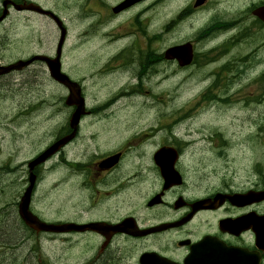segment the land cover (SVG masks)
<instances>
[{
  "label": "flooded vegetation",
  "instance_id": "af4514ba",
  "mask_svg": "<svg viewBox=\"0 0 264 264\" xmlns=\"http://www.w3.org/2000/svg\"><path fill=\"white\" fill-rule=\"evenodd\" d=\"M83 1L65 0V6L75 7L80 21L96 20V25L86 28V34L92 29L98 31L97 39L104 53L100 51L105 56L101 64L103 68L133 69L135 66L153 64L149 46L153 22H160L163 35V48L160 51L162 65L169 63L180 70L197 69L211 63L218 65V61L228 55V46L222 45L228 39L220 40L219 45L214 42L217 37L225 39L228 36V0H132V3L130 0ZM30 2L42 5L63 19L67 38L62 50V70L68 72V69H77L74 67L76 55L67 47L70 27L60 14L63 9H60L56 0H23L22 4L25 6ZM35 15L29 10L19 11V17L23 20L29 21L28 16ZM40 15L51 21L55 33L59 32L60 36L55 21L47 15ZM232 23L230 29L233 31L235 24L243 23V19L238 16ZM40 31L38 27V30L24 31V35L37 38L40 37ZM187 42L194 44L192 61L181 65L177 59L168 56V51L171 47ZM204 42L211 44L206 46ZM48 54L56 56V51ZM32 55L22 58L29 59ZM82 60L89 65L87 51ZM27 70L38 74L39 71L48 73L44 62L35 61L19 73L1 75L0 87H8L10 76L23 75ZM111 76L112 73H109L107 80L106 74L102 75V81L113 83ZM49 82L52 96H55V87L63 91L67 89L51 78ZM130 82L125 83V86L134 85ZM107 86L100 85L99 91L102 94L107 92ZM86 92L84 87L85 97ZM223 100L227 104L228 95ZM111 103L117 102H107L103 108L109 111ZM70 109L72 116L76 106ZM118 111L116 108L111 112H116L118 116ZM87 112L82 117L79 130H71L70 126H66L62 130H50V136H45L48 130H23L20 134L22 139L14 141L20 148L24 145L32 147L36 157L40 158L44 156V151L65 141L55 154L35 166L33 171L28 167L29 159L23 160L17 182L4 184L2 188L0 185V224L5 231L16 230L25 241L33 243L30 253L36 251L44 237L51 245L58 243L61 254L66 252V240L71 247L83 246L80 256L76 258L80 259L84 255L83 264H116L118 253L126 254L121 257L125 258L127 264H140L139 259L133 263V247L144 244L156 245L158 249H148L141 255L154 252L182 262L190 253L192 244L212 235L226 240L230 245H251L253 250L263 254V250L255 243L253 231L247 230L236 235L229 233L228 227H237L241 223L240 218L248 215L250 224L256 227L260 217H264V196L258 199L253 195L254 191H249L250 188L264 189V175L258 188L254 184L245 190L228 188L221 173L212 169L214 163L208 164L209 160L205 158L207 149L202 146L212 148L210 140L214 139L228 142V134L233 137L241 134L240 131L227 133L226 130H206V133L198 134L199 130H82V123L95 114V110L89 106ZM260 131L263 130L260 128ZM243 139L247 140L246 134ZM81 142L90 148H78ZM100 144L102 147L93 149ZM256 146L259 147V139ZM252 161L258 163L263 160ZM7 162L13 163V159L7 158ZM203 165L210 166V170L204 172ZM165 170L170 171L169 176L165 175ZM133 175L135 179L138 176L145 177L146 182L143 185L140 183L138 188L122 190L123 185H134L133 182H126ZM240 191L250 193L253 202L245 204L239 199L233 202L228 199L212 208H195L202 198L214 197L218 193H223V196L243 194ZM26 201H29L32 214L51 225L52 228H47L53 231H36L26 223L20 213ZM221 220L226 222L224 227L220 225ZM93 222H105V229L98 226L87 229L80 227L82 230L77 227V224ZM178 222L182 223L162 227ZM260 226H264L262 221ZM12 235L9 233L7 236ZM228 235L231 241H228ZM260 240L264 242V233ZM24 243L13 252V255L17 254L23 260L26 254L20 249ZM219 251L223 250L220 248ZM30 253L27 256H31ZM67 261L73 264L69 248Z\"/></svg>",
  "mask_w": 264,
  "mask_h": 264
},
{
  "label": "rangeland",
  "instance_id": "374dc122",
  "mask_svg": "<svg viewBox=\"0 0 264 264\" xmlns=\"http://www.w3.org/2000/svg\"><path fill=\"white\" fill-rule=\"evenodd\" d=\"M0 0V6H1ZM85 1V0H84ZM83 1V3H84ZM60 5V14L67 20L70 27V36L67 47L76 55V63L74 67L78 69V73L74 74L76 77L81 78L83 72L86 75L90 73L92 68L88 69L85 61L82 60L86 51H94L95 54L90 56L89 63L100 64L103 60V54L99 52L103 50L98 47L99 37L98 31L86 34V28L91 25H96V20L93 21H80L77 19L78 12L75 7L66 8L65 0H56ZM252 0H228V15L233 17L238 15V9H243L241 15L244 17L242 27L237 28L232 33H228V37L235 34L239 30L247 31L242 36L236 38L231 46L235 45V41L239 39L236 46L239 51V56H243L246 52L255 51L260 56L264 57V29L258 27L253 23L255 17L252 11L249 12L250 5L253 4ZM95 6V5H94ZM30 20L24 22L20 19L16 10H14L11 18L4 24H0V62L10 63L16 61L18 58L25 56L34 51L53 52L58 40V33H55V26L49 19L40 16H28ZM234 18V17H233ZM160 22H153L154 32L160 30ZM28 24L29 30L32 28L40 27V37L31 38L26 37L22 33V26ZM155 33H154V41ZM158 46L161 47L162 43L158 38ZM104 53V52H103ZM228 68V82L231 75L236 71L238 74L237 63L230 61ZM264 59L261 63L254 64L253 67L247 66L245 68L246 74L241 81L232 82L226 88L219 87L218 89H211L212 79L207 77L209 73L202 71L204 68L180 70L174 68L171 64L153 67L151 70L141 72L138 68H134L128 82L132 81L135 85L132 88H125V93H131V98L120 105H116L120 111L118 116L116 112H111L105 115L104 113H97L93 117L85 120L82 130H127V122L133 120L132 124H139L145 130H199L198 134L206 133V130H238L242 134H247V140L243 144L232 143L230 147L227 141H223L224 146L213 150L208 145H202L207 149L205 158L209 163L222 161L225 158L233 160L234 154H239L244 162H251L252 160H264L263 153L259 152L257 139L252 134V127L258 126L259 147H263L264 143V126L258 125L260 122L264 123V81L258 82L257 80L251 82V77L257 73H264ZM149 65L148 68H151ZM159 68V71H158ZM251 68L255 71H249ZM110 70H104L106 77ZM71 73V70H69ZM71 73V74H72ZM136 73V74H134ZM115 74V73H114ZM28 75V76H27ZM148 76V78H145ZM14 77V76H11ZM7 82L8 87H0V131L5 135L3 137L4 144L7 148L18 149L14 141L22 139L20 136L23 130H48L45 136H50V130H62L64 126L68 125L71 109L65 104L66 93L59 87L54 88L55 96L51 95L52 87L50 86L49 77H46L47 82H39L43 78V72L39 74L34 71H27L23 75H15ZM94 79L90 83H86L88 92V101L91 105L97 104L103 94L100 92V85H109L108 81H102L99 76H93ZM37 78V82H32ZM131 78V79H130ZM24 79V81H23ZM121 81L120 75H117L111 85H118ZM40 84V89L46 90L45 92L32 93L28 89L33 84ZM11 86V89L9 88ZM16 88V89H15ZM99 89V90H98ZM228 95V103L222 98ZM46 97L50 102L51 99H56L53 106L46 107L40 111L27 113L29 109V101L36 100L35 98ZM261 97L262 101L259 100ZM258 99V100H257ZM257 100V101H256ZM228 105V107H227ZM115 108V107H114ZM116 108L114 110H116ZM188 112V113H187ZM18 114V115H17ZM105 115V116H104ZM258 118L260 122H258ZM88 121V124H87ZM243 123L244 126H241ZM260 128L263 131H260ZM1 135V134H0ZM243 136L241 134L233 136V140H237ZM35 138V136H34ZM78 148H90L84 142L77 145ZM102 147V144L95 146L93 149ZM107 147V146H106ZM253 149V152L251 151ZM35 153L32 147L24 145L21 147L19 160L23 161L24 158L31 156ZM2 156H0V181L4 184L10 182H17L18 176L22 170L16 169L12 173H7L3 169ZM22 174H24L22 172ZM21 174V175H22ZM11 175V178L6 176ZM13 176V177H12ZM260 178H262L260 176ZM255 180V179H254ZM262 179H258L260 182ZM256 181V180H255ZM141 178H136V185L139 186ZM252 183L250 181L244 184L233 183L234 187H246ZM212 192H215L213 190ZM115 220V219H112ZM8 232L0 229V264H48L49 260V245L40 244L36 251V257L33 260H23L21 256L14 254L12 256V249L9 247L5 255L4 246L21 247L22 238L21 234L16 230H9L13 233L12 236H7ZM4 234V235H3ZM13 237L14 240L7 241L6 237ZM26 236V235H25ZM30 241H25L23 247L20 249L27 252L31 245ZM66 252H62L61 257L63 262L67 261L68 245H65ZM76 249H79L77 247ZM148 249H158L156 245L144 244L142 246L133 247V263L137 262L139 256ZM54 251V248H52ZM21 254V252H20ZM37 254H41L42 261ZM175 256V254H173ZM126 254H120L115 257L116 264H125ZM121 258V259H120ZM61 262L60 264H63Z\"/></svg>",
  "mask_w": 264,
  "mask_h": 264
},
{
  "label": "water",
  "instance_id": "95a60500",
  "mask_svg": "<svg viewBox=\"0 0 264 264\" xmlns=\"http://www.w3.org/2000/svg\"><path fill=\"white\" fill-rule=\"evenodd\" d=\"M254 14L258 15L260 18L264 19V7H260L258 9H256L254 11ZM52 15L54 17H56L53 13ZM4 17L0 18V21L3 19ZM57 18V17H56ZM58 19V18H57ZM65 36H66V32L63 31L62 32V37L59 41L58 44V56L56 58H52L46 55H38L36 56L35 59H40V60H45L48 63L49 66V70H50V74L51 76L56 79L57 81L66 84L70 90H71V94L69 96L68 99V103L70 104H74L77 105V109L71 119V126L74 128V130H77V125L80 121V118L83 114L86 113L85 109V101L84 98L81 95V88L80 85L76 82L71 81L67 75H65L62 71H61V62H60V55H61V48L63 46V43L65 41ZM182 48L178 47L174 50L175 56L180 58V52H181ZM27 63V61H18L16 63H13L11 65L8 66H1L0 67V74L1 73H6V72H10L13 69H21L25 64ZM183 63V62H182ZM63 143L60 142L58 144H56L52 149L48 150L44 156L47 157L49 156L51 153H53V151H55L61 144ZM44 157V159H45ZM36 163L33 162L32 165H34ZM28 203L29 201H26L25 205L21 207V214L23 215V217L30 223V225L39 228V229H45L47 227L52 228L50 225H47L46 223L41 222L40 220H38L37 217L33 216L29 210H28ZM262 221L264 223V217L262 218ZM126 222V221H124ZM126 229V228H125ZM142 262H143V258H142ZM144 263L145 264H173L170 262H159L157 260H151V258L148 260L146 258H144Z\"/></svg>",
  "mask_w": 264,
  "mask_h": 264
},
{
  "label": "bare ground",
  "instance_id": "6f19581e",
  "mask_svg": "<svg viewBox=\"0 0 264 264\" xmlns=\"http://www.w3.org/2000/svg\"><path fill=\"white\" fill-rule=\"evenodd\" d=\"M242 10L243 9H239V11H238V14H239V16H241V12H242ZM242 17V19H243V16H241ZM228 30H231L230 29V26L228 27ZM93 32H95V29H92L91 31H90V33H93ZM116 74V73H115ZM258 77V76H257ZM1 97V96H0ZM262 98L263 97H261L259 100H261L262 101ZM111 105H112V103H111ZM260 122V119L258 118V122L257 123H259ZM256 136H258L257 134H256ZM257 140H258V138H257ZM228 143V142H227ZM228 145L230 146V147H232L231 145H230V143H228ZM238 144H236L235 146H237ZM256 145H258V141H257V144ZM264 171V170H263ZM24 173V172H23ZM136 175V174H135ZM135 175H133L130 179H128V180H126V182H133L134 183V185L132 186V185H123L122 187H121V189L122 190H124V189H135V188H138V186H135L136 185V179H135ZM257 175V172L256 171H250V177H254V176H256ZM141 184L143 185L145 182H146V178L145 177H142L141 178ZM120 254H123V253H118L117 255H120ZM116 255V256H117ZM125 264H127V262L125 263Z\"/></svg>",
  "mask_w": 264,
  "mask_h": 264
},
{
  "label": "trees",
  "instance_id": "16d2710c",
  "mask_svg": "<svg viewBox=\"0 0 264 264\" xmlns=\"http://www.w3.org/2000/svg\"><path fill=\"white\" fill-rule=\"evenodd\" d=\"M5 235H9V231L5 233Z\"/></svg>",
  "mask_w": 264,
  "mask_h": 264
}]
</instances>
